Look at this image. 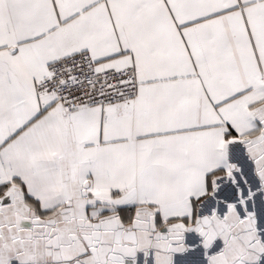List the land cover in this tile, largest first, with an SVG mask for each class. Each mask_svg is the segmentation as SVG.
Wrapping results in <instances>:
<instances>
[{"label":"snow or ice","instance_id":"1","mask_svg":"<svg viewBox=\"0 0 264 264\" xmlns=\"http://www.w3.org/2000/svg\"><path fill=\"white\" fill-rule=\"evenodd\" d=\"M0 264H264V0H0Z\"/></svg>","mask_w":264,"mask_h":264}]
</instances>
